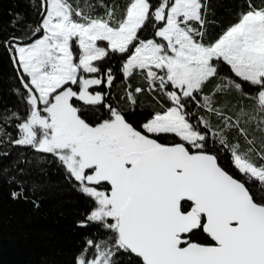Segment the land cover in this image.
I'll use <instances>...</instances> for the list:
<instances>
[{
	"label": "snow or ice",
	"instance_id": "obj_1",
	"mask_svg": "<svg viewBox=\"0 0 264 264\" xmlns=\"http://www.w3.org/2000/svg\"><path fill=\"white\" fill-rule=\"evenodd\" d=\"M24 3L0 185L77 194L64 264H264V0Z\"/></svg>",
	"mask_w": 264,
	"mask_h": 264
},
{
	"label": "trees",
	"instance_id": "obj_2",
	"mask_svg": "<svg viewBox=\"0 0 264 264\" xmlns=\"http://www.w3.org/2000/svg\"><path fill=\"white\" fill-rule=\"evenodd\" d=\"M18 3L16 10L24 11V0H0V19L7 20L8 9ZM8 74L7 60L0 57V97L14 104L15 97L7 93ZM137 79L132 81L134 86ZM17 155L14 151L11 159ZM81 207L77 194L66 189L54 191L36 214L30 206L11 201L8 188L0 185V264H64L80 239L71 231L70 223L74 211Z\"/></svg>",
	"mask_w": 264,
	"mask_h": 264
}]
</instances>
